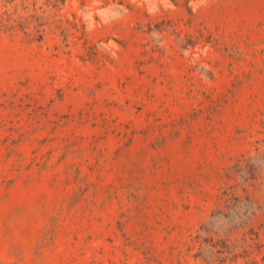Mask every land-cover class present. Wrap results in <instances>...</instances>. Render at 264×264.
<instances>
[{
  "label": "rangeland",
  "instance_id": "1",
  "mask_svg": "<svg viewBox=\"0 0 264 264\" xmlns=\"http://www.w3.org/2000/svg\"><path fill=\"white\" fill-rule=\"evenodd\" d=\"M0 264H264V0H0Z\"/></svg>",
  "mask_w": 264,
  "mask_h": 264
}]
</instances>
